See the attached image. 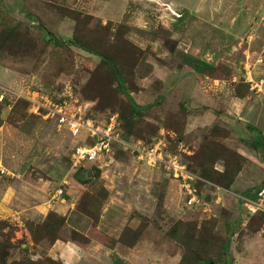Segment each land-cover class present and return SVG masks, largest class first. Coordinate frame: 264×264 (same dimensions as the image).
<instances>
[{
    "label": "rangeland",
    "instance_id": "1",
    "mask_svg": "<svg viewBox=\"0 0 264 264\" xmlns=\"http://www.w3.org/2000/svg\"><path fill=\"white\" fill-rule=\"evenodd\" d=\"M108 2L0 0V264H264V212L238 198L264 180L248 168L264 169L248 129L264 137V52L250 53L264 49L253 29L264 0ZM38 25L89 51L48 43ZM184 54L213 69L197 73ZM34 90L101 126L115 113L126 133L160 140L163 160L117 147L80 159L86 132L13 99Z\"/></svg>",
    "mask_w": 264,
    "mask_h": 264
},
{
    "label": "built area",
    "instance_id": "2",
    "mask_svg": "<svg viewBox=\"0 0 264 264\" xmlns=\"http://www.w3.org/2000/svg\"><path fill=\"white\" fill-rule=\"evenodd\" d=\"M6 91L9 92L5 88H0V101L6 99ZM13 99L26 101L28 103L29 111L35 114H40L38 112L44 111L48 115L55 116L59 124L66 125L68 131L72 135H77L83 131L86 132L85 135L88 139L89 148L79 147L77 150V155L79 154V158L82 160H96L97 158H100V156L106 155L109 151H112V145H120L128 148L131 156L134 155L138 159L144 160L148 165H155L157 162L161 163L163 160L162 156H165V152H160V140H157L156 142L154 141L150 145H147L140 139H123L122 130L119 128L120 123L116 114L109 116L104 122L103 126H101L97 124L96 121L89 119L87 116L81 113L67 115L64 111L65 107L63 105L41 91L34 90L31 91V93H27V95H19L14 93ZM168 164L169 163L167 162L165 163L166 166ZM174 166L175 168H178V173L180 175L185 174L187 176L188 179L185 180V185H183V187L188 185V188H185L188 195L190 198H196L195 190L191 185L193 190V192H191L189 184V180H194L193 178L195 177L186 170V167L184 168L181 165H177L175 162H173V166L171 167ZM238 198L242 202V206H244L249 212H252V214L255 212H264V188H262L257 194V199H253L255 201L244 196H240ZM190 203H192V200Z\"/></svg>",
    "mask_w": 264,
    "mask_h": 264
},
{
    "label": "trees",
    "instance_id": "3",
    "mask_svg": "<svg viewBox=\"0 0 264 264\" xmlns=\"http://www.w3.org/2000/svg\"><path fill=\"white\" fill-rule=\"evenodd\" d=\"M38 28H39V30L40 31H42L43 33H44V37H45V40L48 42V43H53V44H55V45H57V46H73V47H78V48H81V49H83V50H85V51H89V49H87V48H85V47H82L80 44H78V43H76V42H74V41H70V40H68V41H59L50 31H47L46 30V28L44 27V26H42V25H38ZM91 52V51H90ZM102 60L104 61V62H107V64L111 67V68H113V70L115 71V73H116V76H117V78H118V80H119V82L118 83H120V75H119V73L116 71L117 69L115 68V66H114V64H113V62L112 61H110V60H108V59H106L105 57H102ZM183 61L185 62V64L186 65H188V66H190V67H192V69H194V71H196L197 73H203L205 70H211V69H213V65L212 64H210V63H206V62H204V61H201V60H198V59H194L192 56H190V55H188V54H184V57H183ZM127 97H128V99L130 100V102H131V104H132V106L134 107V108H137V109H142L143 107H141V106H139V105H137L134 101H133V99L128 95V94H126V93H124ZM242 95H244V94H242ZM157 103V102H156ZM155 103V104H156ZM113 114H115V113H112V114H110V115H113ZM109 115V116H110ZM118 120H119V128H121V130H122V138L123 139H125V140H134V139H139L138 137H135V136H133L132 134H128V133H126L125 131H124V126H123V120H122V118L121 117H118ZM248 129H252V132H253V135H254V143H253V145H252V149L254 150V151H259V149H262V148H264V137H263V135H262V132L260 131V130H258V129H256V128H253V127H248ZM141 140V139H140ZM157 140V139H156ZM155 140V141H156ZM143 141V140H142ZM145 144H147V145H150L151 144V142H149V143H146L145 141H143ZM113 147L112 148H114V147H117V149L120 151V153H128V154H130V151H129V149L128 148H125V147H123V146H120V145H112ZM167 153V152H166ZM131 155V154H130ZM186 170H187V168H186ZM188 171V170H187ZM189 172V171H188ZM190 173V172H189ZM192 174V173H191ZM192 175H194V174H192ZM195 183H196V181H195ZM195 183H193L192 184V188L195 190V194L198 196V194H197V190H196V188H195ZM262 188H264V180L262 181V185L261 186H256V187H254L253 189L252 188H250V189H247V190H245L243 193H242V196H244V197H247V198H250V199H256V197H257V194L260 192V190L262 189ZM199 197V196H198ZM49 216V215H48ZM58 218V226L60 227L61 225H63L64 224V222H65V218L63 217V216H59V217H57ZM253 220V219H252ZM251 223H253V221H251L250 223H248V224H251ZM47 224V223H46ZM58 227V228H59ZM45 228L46 229H48V226L47 225H45ZM259 228V227H258ZM258 230V229H257ZM44 232H47V230L46 231H44ZM42 241V240H41ZM224 253H225V256L228 258V256H229V243H227V245H226V247L224 248ZM227 250H228V252H227ZM224 264H227V263H224Z\"/></svg>",
    "mask_w": 264,
    "mask_h": 264
},
{
    "label": "crops",
    "instance_id": "4",
    "mask_svg": "<svg viewBox=\"0 0 264 264\" xmlns=\"http://www.w3.org/2000/svg\"><path fill=\"white\" fill-rule=\"evenodd\" d=\"M52 1H55V0H52ZM60 1H63L65 4H66V1H69V0H60ZM80 1L81 0H77V4L78 3H80ZM59 2V1H58ZM101 2H102V4L104 5V6H106V5H109V2H108V0H101ZM111 2L112 1H110V5H111ZM172 2H175V0H172ZM61 2H59V4H60ZM60 5H64L63 3H61ZM74 5H76V4H74ZM252 6V5H251ZM255 6V7H254ZM252 8L253 9H258V5L256 6V5H254ZM262 27H264V21H262V20H260V21H257L256 23H254V26H253V29L255 30V28H257L256 29V31H260V33H263L264 31H261V28ZM254 34L257 36V33H255L254 31H253V33L251 34V36H254ZM259 34V33H258ZM261 34H259L258 36H257V40L259 39V38H261ZM252 38V37H251ZM263 48H264V46H263ZM253 50H251V52L250 53H253V54H256V55H258V52H264V49L263 50H259V48H252ZM262 62V60H261V57L259 56V59L257 60V62H256V64L254 65V68L255 67H257L260 63ZM255 83V85H256V87L259 89V90H257V95L258 96H264V94L262 95V94H259V92L260 91H263L264 92V80H260L258 83L255 81L254 82ZM248 158V157H247ZM253 162H255L254 164V166H252V164L250 163V162H248V163H250L249 164V166H248V168H250V172H253V171H255V170H257V172H258V175L259 176H256V178H253V184H257L258 182H260L262 179H263V177H264V172H261L260 173V171L261 170H264V169H262V164L263 163H261L260 161L258 162V160H254ZM245 168H242V170L238 173V175H237V178H239V176L242 174V172H243V170H244ZM252 175V174H251ZM233 184H235V181H234V183ZM222 190V189H221ZM230 190V188L227 190H225V189H223V191H225V192H227V191H229ZM238 196H242L241 194L240 195H238ZM219 200V199H218ZM218 200H216V202H217V204H219L218 203ZM254 214V213H253ZM246 221H249V220H246ZM261 230H263V228L261 229ZM261 230H259V228H258V230H257V232L256 233H259ZM54 246H57V245H54ZM68 247V250H73L71 247H69V246H67ZM59 248H60V250H62V253H65L66 255H69L70 253V251H68L67 249H66V247L65 246H61V245H59ZM75 250V249H74ZM75 253H77V251H74Z\"/></svg>",
    "mask_w": 264,
    "mask_h": 264
},
{
    "label": "water",
    "instance_id": "5",
    "mask_svg": "<svg viewBox=\"0 0 264 264\" xmlns=\"http://www.w3.org/2000/svg\"><path fill=\"white\" fill-rule=\"evenodd\" d=\"M88 176H90V173H88Z\"/></svg>",
    "mask_w": 264,
    "mask_h": 264
}]
</instances>
